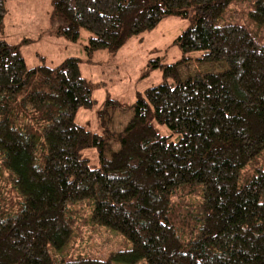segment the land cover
Listing matches in <instances>:
<instances>
[{"label":"trees","instance_id":"trees-1","mask_svg":"<svg viewBox=\"0 0 264 264\" xmlns=\"http://www.w3.org/2000/svg\"><path fill=\"white\" fill-rule=\"evenodd\" d=\"M49 1L51 32L75 43L86 31L88 59L166 16L192 19L173 41L179 59L150 60L163 79L136 93L118 132L103 126L106 108L119 107L111 99L101 133L76 120L96 104L78 57L28 66L20 48L29 39L0 36V264H264V41L221 22L236 0ZM248 17L264 26V0ZM80 201L130 248L54 257Z\"/></svg>","mask_w":264,"mask_h":264},{"label":"rangeland","instance_id":"rangeland-1","mask_svg":"<svg viewBox=\"0 0 264 264\" xmlns=\"http://www.w3.org/2000/svg\"><path fill=\"white\" fill-rule=\"evenodd\" d=\"M255 1L232 2L221 22L245 25L257 40L264 41V26L248 17V11L253 9ZM5 6L7 12L4 17V33L0 36L9 43H18L23 38L29 39L20 48L28 66L41 63L56 66L67 57L80 59L81 75L91 84L96 104L92 109L80 108L76 113V120L100 133L102 123L99 113L104 103L111 99L119 107L106 108L103 126L109 131L122 130L131 116L129 107L134 102L136 93L163 79L159 69L150 68V60L160 57L163 63H172L179 59L181 52L173 45V41L190 25L192 19L166 16L154 29L128 39L119 50H99L88 59L84 50L89 35L86 31H82L80 40L75 43L51 32L49 0H6ZM188 65L200 71L216 70L218 67L211 64L198 65L194 60ZM107 145L111 150L118 147L113 139H108ZM0 196L8 194L0 190ZM194 199L192 197L189 200L194 203ZM69 211L73 219V234L61 251L50 247V253L54 257L72 259L83 256L105 259L117 250L130 248L129 241L120 233L91 222V206L88 201L70 204ZM136 264L146 263L140 261Z\"/></svg>","mask_w":264,"mask_h":264}]
</instances>
